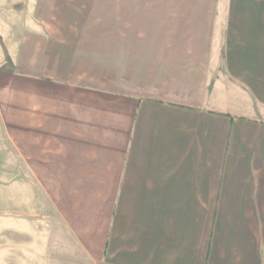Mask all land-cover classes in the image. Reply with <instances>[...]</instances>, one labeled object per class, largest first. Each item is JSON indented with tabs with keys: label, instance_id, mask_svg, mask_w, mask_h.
Segmentation results:
<instances>
[{
	"label": "crops",
	"instance_id": "obj_1",
	"mask_svg": "<svg viewBox=\"0 0 264 264\" xmlns=\"http://www.w3.org/2000/svg\"><path fill=\"white\" fill-rule=\"evenodd\" d=\"M20 8L81 17L0 42V264H264V0Z\"/></svg>",
	"mask_w": 264,
	"mask_h": 264
},
{
	"label": "rangeland",
	"instance_id": "obj_2",
	"mask_svg": "<svg viewBox=\"0 0 264 264\" xmlns=\"http://www.w3.org/2000/svg\"><path fill=\"white\" fill-rule=\"evenodd\" d=\"M10 0H0V42L6 45L5 40L7 37V29H5L7 26H9V21H12L15 23L16 26H24L26 23V26H49L47 23V20L45 19H51V22L54 26H64L62 21L60 19L64 18L66 19L65 26H73L72 22L73 17L80 18L81 16H72V15H64V16H41L38 14H29V15H23L19 14V12L23 11V8H20L21 5H23V0H16V9L15 11L18 13L15 16L11 13L9 14L5 9L4 6L8 3ZM87 17V16H85ZM57 18V19H55ZM123 19V18H122ZM126 21H128V26H139V16H125ZM120 24L123 26L124 23L119 21ZM119 22H116V18L113 19L112 26H119ZM77 25V24H74ZM7 176L6 175H0V201L6 202V196H7ZM7 215H3L0 217V235L3 234L7 229Z\"/></svg>",
	"mask_w": 264,
	"mask_h": 264
}]
</instances>
